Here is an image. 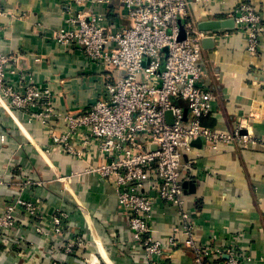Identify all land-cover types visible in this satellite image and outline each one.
Instances as JSON below:
<instances>
[{
	"label": "crops",
	"instance_id": "1",
	"mask_svg": "<svg viewBox=\"0 0 264 264\" xmlns=\"http://www.w3.org/2000/svg\"><path fill=\"white\" fill-rule=\"evenodd\" d=\"M242 1L208 0L207 7L193 4L185 21L198 26L227 19ZM251 1L264 21V0ZM68 3L0 0L4 11L0 54L16 58L7 80L22 92L29 84L47 88L54 109L49 122L43 123L11 108L0 96V215L17 220L11 233L0 239V264L62 260V239H54V219L61 211L68 214L62 221L63 236L83 239L66 263L151 264L133 241L114 188L94 171L102 163L94 147L83 145L79 134L72 135L71 143L83 150L82 158L51 145L53 135L69 131L67 117L89 108L120 74L89 62L78 48H65L56 41ZM88 3L104 18L108 31L129 26L121 0ZM209 35L202 42V83L213 93L215 105L202 123L229 132L242 121L253 139L246 146L195 147L193 175L181 184L183 205L154 200L151 237L164 244L173 238L176 243L167 258L155 261L192 264L194 249L187 244L192 236L198 246L223 250L238 246L249 255L248 264H264V33L256 54L247 50L244 33ZM21 200L31 205L30 212L19 207ZM184 212L191 217L190 235L184 228Z\"/></svg>",
	"mask_w": 264,
	"mask_h": 264
},
{
	"label": "built area",
	"instance_id": "2",
	"mask_svg": "<svg viewBox=\"0 0 264 264\" xmlns=\"http://www.w3.org/2000/svg\"><path fill=\"white\" fill-rule=\"evenodd\" d=\"M121 3L129 26L110 32L103 25L104 18L88 8V0H69L56 41L65 48H78L89 62L120 74L105 85L101 97L89 108L67 117L69 131L53 135L51 145L82 158L83 150L71 143L72 135L79 134L83 145L94 147L102 162L94 171L112 185L133 241L150 263L156 264L155 259L167 258L176 243L173 238L164 244L151 237L154 200L183 205L181 184L190 180L194 171L192 142L201 138L204 148L216 150L228 143L246 146L253 138L242 121L229 132L202 123L215 105L213 93L202 83V40L217 33L199 30L197 24L185 20L193 4L207 7L208 0ZM3 15L0 9V17ZM228 17L234 20L230 32L246 34L247 50L256 54L264 21L255 4L244 0ZM3 30L0 24V36ZM15 59L13 55L0 54V96L11 108L49 122L54 109L47 88L29 84L22 92L8 82V68ZM168 111L171 124L165 118ZM18 205L31 210L25 201ZM66 219L68 214L63 211L54 219V239H62L64 258L53 259L51 264H68L74 248L83 244L82 237L63 236L62 221ZM182 220L190 235V214L182 213ZM16 224L14 216L0 215V239L9 235ZM187 244L194 249L192 264H248L250 260L238 246L228 250L213 249L208 244L198 246L192 236ZM223 254L227 259L222 260Z\"/></svg>",
	"mask_w": 264,
	"mask_h": 264
},
{
	"label": "water",
	"instance_id": "3",
	"mask_svg": "<svg viewBox=\"0 0 264 264\" xmlns=\"http://www.w3.org/2000/svg\"><path fill=\"white\" fill-rule=\"evenodd\" d=\"M197 27L199 30L211 31L214 33H217L218 31H230L234 29V20L232 18L222 20H210L199 24ZM202 42H205V39L202 40ZM165 118L170 124L173 122L171 112H166ZM192 146L200 148L202 146V139L199 138L197 140H194L192 142Z\"/></svg>",
	"mask_w": 264,
	"mask_h": 264
},
{
	"label": "trees",
	"instance_id": "4",
	"mask_svg": "<svg viewBox=\"0 0 264 264\" xmlns=\"http://www.w3.org/2000/svg\"><path fill=\"white\" fill-rule=\"evenodd\" d=\"M203 120V119H202Z\"/></svg>",
	"mask_w": 264,
	"mask_h": 264
}]
</instances>
